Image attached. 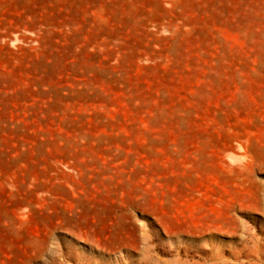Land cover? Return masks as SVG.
<instances>
[{
	"label": "rangeland",
	"instance_id": "obj_1",
	"mask_svg": "<svg viewBox=\"0 0 264 264\" xmlns=\"http://www.w3.org/2000/svg\"><path fill=\"white\" fill-rule=\"evenodd\" d=\"M0 264H264V0H0Z\"/></svg>",
	"mask_w": 264,
	"mask_h": 264
}]
</instances>
